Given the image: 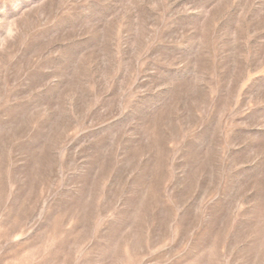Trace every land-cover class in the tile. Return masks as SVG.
<instances>
[{"label":"rangeland","instance_id":"rangeland-1","mask_svg":"<svg viewBox=\"0 0 264 264\" xmlns=\"http://www.w3.org/2000/svg\"><path fill=\"white\" fill-rule=\"evenodd\" d=\"M0 264H264V0H0Z\"/></svg>","mask_w":264,"mask_h":264}]
</instances>
